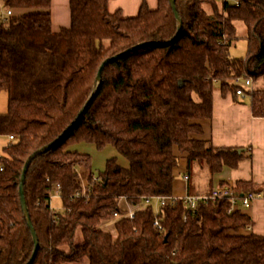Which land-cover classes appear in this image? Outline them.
Returning <instances> with one entry per match:
<instances>
[{"label": "trees", "instance_id": "16d2710c", "mask_svg": "<svg viewBox=\"0 0 264 264\" xmlns=\"http://www.w3.org/2000/svg\"><path fill=\"white\" fill-rule=\"evenodd\" d=\"M109 1L70 0L71 25L54 32L52 0H0L7 10L30 9L5 18L0 4V92H8L0 135L17 137L1 157L0 264H25L34 250L20 196L26 160L77 117L106 58L147 40L155 42L106 66L83 117L32 160L24 184L39 237L32 264H264V235L245 233L252 218L229 213L226 199L195 211L182 199L159 212L138 203L134 219L115 221L116 235L101 226L113 218L120 195L137 203L142 195L173 194L174 145L187 158L188 193H198L195 163L205 161L212 177L223 160L237 165L243 157L238 147H216L195 134L203 132L200 120L213 115L216 83L224 95H237L238 77L264 76V0H222L221 6L176 0L183 26L169 43L179 28L171 0H158L155 8L144 1L133 16L110 11ZM240 20L247 26L245 57L229 49ZM251 95L254 114L264 116V93ZM82 142L112 145L129 166L112 156L96 174L92 155L72 148ZM79 167L88 173L86 186ZM56 183L60 211L51 205ZM84 187L86 194L76 196Z\"/></svg>", "mask_w": 264, "mask_h": 264}, {"label": "crops", "instance_id": "0c3cea01", "mask_svg": "<svg viewBox=\"0 0 264 264\" xmlns=\"http://www.w3.org/2000/svg\"><path fill=\"white\" fill-rule=\"evenodd\" d=\"M144 1L151 8L158 5V0H110L109 9L110 11L121 10L124 16H133L139 12ZM51 4L53 31L59 32L63 27H69L71 25L70 0H52ZM27 10L30 9H16L15 13ZM252 100L251 93L242 96L229 92L224 95L220 87L214 89L213 115L210 118L200 120L203 125V132L196 133L195 136L210 140L216 147H238L242 149L239 152H242L243 157L237 165L228 164L223 160L212 177L205 174V180L195 176L194 187L196 191L194 192H209L213 187L223 185L229 180H235L236 183H247L252 185L254 189H264V116L254 114ZM90 146H94V144L82 142L72 146V148L81 152H88ZM113 148L114 151L112 150L109 155L117 156L118 162L127 167L128 161L127 165H124L121 159L122 155L118 153L115 147ZM123 157L125 158V156ZM108 158L110 157L106 156L102 164H106ZM95 167L97 166L95 165ZM93 170L96 171V168ZM186 174L188 173L185 170L183 180L186 181L188 188V181L185 179ZM82 180L83 185H86L87 182H84L83 176ZM183 180L181 181L183 182ZM55 191L57 192L56 189ZM175 194L176 196L180 195V193L173 192V195ZM243 213L249 215L253 220L251 228L245 229V233L254 232L264 235V198L255 200L252 206L245 209Z\"/></svg>", "mask_w": 264, "mask_h": 264}, {"label": "built area", "instance_id": "2783aa9c", "mask_svg": "<svg viewBox=\"0 0 264 264\" xmlns=\"http://www.w3.org/2000/svg\"><path fill=\"white\" fill-rule=\"evenodd\" d=\"M14 14L13 9H8L3 11V17H8L10 15ZM224 42L226 40L224 39ZM244 80L245 86L239 85L237 89V94L245 96L254 84V79L250 74H244L236 79L237 81ZM8 144L9 142H13L17 139L16 135L9 134L8 135ZM7 144V145H8ZM6 145V146H7ZM3 155H0V170L3 169ZM185 179L188 181L189 174L185 175ZM86 186V185H84ZM54 188L59 193V190L61 188L59 183L54 184ZM86 187L81 190H77L75 195L80 196L86 194L85 192ZM259 198H264V189L258 190V189H252L243 191L239 189L238 183H236L235 180H229L227 183L223 185H218L216 187H213L209 192L206 193H186L183 196H176V195H165V194H154V195H142L140 200L137 203L132 202L127 195H120L118 197V209L114 212L113 218H110L108 220L117 219L120 218H129L134 219L136 217V211L137 206L144 205H153L155 207V200L160 204L159 210H161L163 207L167 205H173L176 203L178 199H182L187 209L195 211L200 206H204L206 208H210L212 205L218 203V201H221L223 199H226L229 201L230 207L228 209L229 213H232L234 211H244L245 209L252 206L255 200ZM139 203V204H138ZM154 224L156 227H158L160 230H163V225L160 221V218L157 217L154 221Z\"/></svg>", "mask_w": 264, "mask_h": 264}, {"label": "rangeland", "instance_id": "374dc122", "mask_svg": "<svg viewBox=\"0 0 264 264\" xmlns=\"http://www.w3.org/2000/svg\"><path fill=\"white\" fill-rule=\"evenodd\" d=\"M221 2H222V0H219V2H218L220 4V6H221ZM1 10H7V8L5 9L3 4H1ZM209 10H210V12H212L211 8ZM13 13H15V9H13ZM16 13H18V12H16ZM122 15H124V14L122 13ZM235 23H236V29H237V37H235L233 39L231 45L229 46L230 53L232 54V56L245 57L247 55V51H248V41L246 38L247 26L241 20L236 21ZM164 42L168 43L166 41H164ZM248 73L251 74L252 78L254 79V84H253L254 86L251 88L250 93H253V95H254V93L255 94L264 93V76L255 75L250 71ZM236 83L241 85V86H245L244 80L237 81ZM215 86L219 87V85L217 83L215 84ZM7 108H8V92L3 90L0 92V112L7 111ZM8 141H9V139H8L7 135H0V155H4L6 153L5 147L8 144ZM88 150L89 151L87 153H90L92 155V167L96 168V174H99V170L104 169L105 164L104 163L102 164V162H104V160H105L104 158L106 156L112 157V155H109V154L111 153L112 150L114 151V148L112 145H109L103 149H99L96 145H94V146H90ZM174 152L179 157V165L176 166L174 169V175H175L176 180L174 182L173 192L174 193H176V192L180 193V195H178V196H182L185 193H187V191H188L187 183H186V181L183 180L184 179V172H185V170L187 171V169H188L187 163H186L187 159L181 153V151L179 150V148L176 145H174ZM96 157H97V159H96ZM121 159L123 160L124 165H127V161H128V165H127V167H128L129 166V160L126 157L124 158L123 155L121 156ZM94 161H95V163H94ZM100 163H101V165H100ZM95 165L97 167H95ZM219 167H220V165H217L216 169H218ZM195 168H196V170H195L196 175L195 176L202 177L203 180H205V174L209 175L208 164L205 163V161H203V163L201 162L200 164L195 163ZM84 169L82 167H79V172L81 173V176H83L84 182L86 183L88 173H86V171ZM180 179L183 180V182ZM154 202H155V211L157 212L159 207H160V204L156 200ZM51 205H52L54 210L60 211L62 209L61 196L55 190L52 194ZM101 224H102L101 226L103 228L113 232L114 234L116 233L115 219H112V220L107 219V220L103 221ZM66 264H88V262L87 261L83 262V263L69 262Z\"/></svg>", "mask_w": 264, "mask_h": 264}, {"label": "water", "instance_id": "95a60500", "mask_svg": "<svg viewBox=\"0 0 264 264\" xmlns=\"http://www.w3.org/2000/svg\"><path fill=\"white\" fill-rule=\"evenodd\" d=\"M171 3H172L173 9H174L175 14H176V19L178 21V27L179 28H178V31H177L176 35L172 39L166 41L168 43L170 41L176 40L179 37V34L181 33L182 26H183V20L180 17V14H179V12L177 10L176 0H171ZM154 42H155L154 40L143 41V42H140V43H138V44H136V45H134V46H132L130 48H127V49H125V50H123V51H121L119 53H116L113 56H110V57L106 58L102 62L101 66L99 68V71H98V74H97V79H96V82H97L96 88L93 91L92 95L87 100L86 104L80 109L77 117L55 139H53L52 141H50L46 145H44V146L38 148L37 150H35L28 157V159L26 160L25 165H24V169H23V172H22V178H21V184H20V196H21V199H22V204H23L24 212H25L26 218L28 220V225H29V227H30V229L32 231V235H33V239H34V242H35V246H34V250H33V253L31 255L30 259L25 264H32V262L34 261V259L36 257L37 251L39 249V237H38V233L36 231V228H35V226L33 224V221L31 219L30 213H29V208H28V205H27L26 195H25V186H24L25 181H26V174H27V171L29 169V166H30L32 160L35 157H37L38 155H40V154L48 151L53 146H55L56 144H58L74 128V126L79 122V120L83 117V115L86 112L87 108L92 103L94 97L97 94L98 87L100 86V84L102 82L103 71H104V69L106 68V66L109 63H111L112 61L117 60V59H119L121 57H124V56L128 55L132 50H135L137 48H141V47H144V46L153 44ZM180 84L181 85L183 84L182 81H181ZM239 151H242V149H239Z\"/></svg>", "mask_w": 264, "mask_h": 264}]
</instances>
